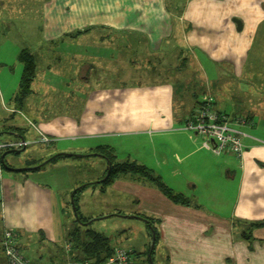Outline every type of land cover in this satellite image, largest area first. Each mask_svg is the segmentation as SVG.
<instances>
[{"label": "crops", "instance_id": "crops-1", "mask_svg": "<svg viewBox=\"0 0 264 264\" xmlns=\"http://www.w3.org/2000/svg\"><path fill=\"white\" fill-rule=\"evenodd\" d=\"M89 2L42 0L40 46L42 42L48 46L44 51L28 50L37 67L31 83L35 89L21 102L14 101L15 93L11 97L9 92V101L25 106L36 92L42 95L40 101L54 102L60 87L66 82L73 83L72 93L58 104L66 110L44 112L40 108L34 119L47 136L64 140L56 152L79 150L84 154L82 157L96 156L89 152L99 145L113 148L112 137L106 135L128 130L138 132L137 135L142 133L140 136L148 138L145 141L157 146L151 155L154 156L152 163L162 166L167 173H180L166 178L165 184L186 196L189 203L171 201L141 174L123 173L106 186L95 184L82 189L78 195L81 215H85L81 208L88 203V198L82 195L91 189L92 195L98 191L107 212L153 220L158 231L154 255L161 264H264V226H251L264 220V110H254L247 115L253 124L247 128L249 136L244 139L245 152L240 164L229 152L213 155L194 140V132L180 128L198 101L196 91L188 113H175L173 109L174 94L179 90V87L175 90V84H184L188 77L173 78V75L185 73L182 70L188 68V63L204 75L197 61L199 53L207 67L213 66L210 59L229 62L234 76L239 74L241 67L245 68L249 46L264 25V0H173L170 3L149 0L151 9L148 10L124 8L121 5L125 0H113L93 10ZM125 3L135 4L130 0ZM171 4L180 8L172 12ZM150 11L152 15L147 17ZM132 12L138 21L130 17ZM234 18L241 22L239 27ZM92 25L100 28L84 32V28ZM125 32L128 36L144 33L147 46L150 51L155 50V54L161 51L164 40L179 42L181 49L174 51V65L160 64L156 67L158 70L151 69L160 76L153 78L154 84L134 80V76H139L140 65H137L136 56L123 51L125 47H133L117 42V36H124ZM61 49L68 52V59L62 62L58 56L55 58V53ZM184 51L190 54L189 61L182 59ZM71 64L78 65L76 80H70L69 73L61 72L62 68L70 69ZM97 73L99 78H96ZM143 74L148 76V71L145 69ZM49 94L53 95L43 98ZM215 107L219 110L217 105ZM6 111L11 113L14 126L21 128L18 114L22 110L11 105ZM10 127L12 125L0 128V132L5 131L3 134L7 135H0V144L20 140L29 143L31 139L22 131L13 132L14 128ZM80 135L93 137L95 142L87 141L81 148L70 147L73 146L69 145L71 140ZM8 150L0 148L1 153ZM114 155L119 160L115 152ZM66 157L70 156L48 161L37 170L22 169L24 172L5 169L4 173L0 164V235L4 227L12 229L19 250L24 249L33 257V261L28 259L31 264L84 260L79 249L67 248L70 227H66L63 220V196L80 185L99 180L107 165L106 162L102 164L99 175L73 181L69 177V164L64 159L82 157ZM170 160L182 166L186 174L178 168L172 169ZM202 194L208 197L210 204L217 206L213 214L202 208ZM225 205L230 207L227 214L221 213ZM89 217L92 220L104 218L102 215ZM75 224L72 220L71 229L76 228ZM242 232L250 233V240L243 238ZM40 240L55 244V252H42ZM0 264H6L1 247Z\"/></svg>", "mask_w": 264, "mask_h": 264}, {"label": "rangeland", "instance_id": "rangeland-1", "mask_svg": "<svg viewBox=\"0 0 264 264\" xmlns=\"http://www.w3.org/2000/svg\"><path fill=\"white\" fill-rule=\"evenodd\" d=\"M110 1L113 0H90L89 3L93 10H99L104 7V5H108ZM130 1L135 4L127 5L125 3V0L124 4L121 6H123L124 8L131 7L134 10H148L150 8V5L148 4L149 0ZM165 1L167 3H170L173 0ZM41 3L42 0H5L3 3H0V128L2 126H14V121L12 120V117H10L11 113H8L6 111V107L10 108L11 105H14L22 110L20 114H18L19 120H21V122L19 121V123L20 125H22L20 130L24 133V136L27 139H31L27 145L17 148L21 149L17 153L4 151V164L14 167H34L42 163L44 160L48 159L54 153L61 154L60 152L57 153L56 151L58 150V146L61 147L64 140L58 139V137H55L53 139L50 136H47L34 122V119H36L37 117L36 114L40 112V108H42L44 112H51V110L53 109H55V111L66 110V108H63L62 104L59 108L58 104L62 102L64 97H68V95L72 93L71 90L74 89V87L72 86L73 83L68 84V82H66V84H63L64 87H60L61 90L59 91L54 102L49 100L40 101L42 95L41 93L36 92L29 97L31 99L26 103L25 106L20 105V107L18 103H10L9 101L8 94L10 92L12 97L13 94L17 91L21 77L22 64L18 60L19 51L21 49L29 50V48L32 51H44L48 46V44L44 45L43 42L42 46H40L41 40L39 36L41 29ZM169 8L173 12L174 10H178L180 6L171 4L169 5ZM108 14L111 15L112 13ZM150 15H152L151 11L147 14V17H150ZM131 16L136 18V14H134V12L130 13V17ZM138 20L139 19H137V21ZM96 28L100 27L97 25H92L84 28L83 30L85 32L94 30ZM260 31L255 37H253L251 46H249L246 56L247 62L245 64V68L242 69L241 67L239 74H236V76H234V68L232 69L233 66L229 62H217L207 57L213 62L214 68L211 65L207 67L204 63V57L200 53V60L197 59V61L199 63L200 69L204 71V75L200 70L191 68L189 63L188 68L182 70L185 73L173 75V78H183L188 76L185 79L184 84L183 82L175 84V90H177L178 87L179 90H177L176 94H174V112H181L184 113V115L188 113L192 104L194 103L193 97L196 98V96H193L195 95V91L197 92L198 100L196 101V103H198L204 95H210L213 97L215 105L218 106L219 110L224 111L228 114H240L243 116H247L249 115L248 113H254V110H264V25L262 28H260ZM128 35L129 34L126 32L124 33V36L118 35L117 42L121 45L129 44L133 47H125L123 48V51L124 54L136 56L137 65H140L138 67L139 76L137 78L134 76V80H138L142 84H154V82H152L153 78L155 77V79H157L160 78V76L156 74L155 70L151 72V69L158 70V68L156 67H159L160 64H162L163 66L168 64L174 65V51L177 48L181 49L179 48V42L176 39H173L170 43H168L169 41L164 40L161 43V51L155 54L156 51H150V46H147L144 33H135L131 36ZM57 56L62 62L64 59H68V52L65 49H61L55 53V58ZM182 59L189 61L191 59L190 54H188L187 51H184ZM19 64L21 67L19 66ZM38 65V72H40V64L38 63ZM78 65L80 64L78 63ZM78 65L71 64L70 69L64 70L62 68L61 72L64 74L69 73L70 77L72 78L70 80H76V76L78 75L77 70H79ZM145 69L148 71V76L146 77L143 74ZM94 73L95 71H93V74ZM96 78H99L98 73ZM39 88H42V86H40ZM39 88H36V90ZM32 89H35V85L33 84L31 86V93ZM203 91L205 93H203ZM52 95L53 94H49L43 98H50ZM196 103L194 104V106L196 105ZM40 115L42 116V114ZM180 128L187 131L189 130L185 127V123ZM247 128L249 127H244V130L245 133L249 134ZM137 134L138 132L136 131L128 130L125 132H116L106 135L112 137L110 141L111 143H113L112 149L114 150L115 154L118 155V161H136L138 164H142L148 170H150L151 174L159 176L161 181L165 182L166 184V178L170 179L173 176H178L180 174L177 171H174V173H167L162 166H156L154 163H152V158L154 159V156L152 157L151 155L153 154L157 146L153 143L145 141L148 140V138L140 136L142 135V133L139 135ZM2 135L4 137L7 136L5 134ZM193 135L197 138H194V140H198L202 145V138L195 134ZM94 140L95 139L93 137H84L80 135L73 138V140H71L72 142L69 145H73L70 146L72 148H81V144L87 143V141L95 142ZM55 147H57V149ZM72 148H70V150H72ZM82 151H84V149H82ZM66 152L81 154L79 150ZM216 156L221 155L217 154ZM71 157L73 158V156L66 158ZM59 158L56 157L55 160ZM64 160H67V164H69V177L73 181L78 179H81V181H85L84 179H88L92 176L101 174L102 164H104L105 162L104 158L94 155L90 157H82L81 159L73 158ZM170 163L172 165V169L178 168L182 173L186 174L187 171L182 166L176 165L172 160H170ZM5 169L8 170L9 168H7V166L5 167V165H2L1 171L6 173ZM21 171L24 172L25 170ZM204 175L207 176V173H205ZM171 189L175 193H178V191L174 190L173 188ZM72 191H68L67 194L63 196V207L65 210L63 220L66 224V227L70 228H73L72 220H74L73 207L71 204ZM203 191L207 192V189ZM97 192L98 191H96L95 195H92L91 189H88L85 193H83L82 196L88 198V203L81 209L85 213L86 216L83 213L85 217H95L96 215H102L104 218L92 220L87 225H80L81 230L91 228L93 230L100 231L109 237L111 245H117L126 250L132 249L133 251H136V254H132L133 258L131 260V264H152L148 258L147 253L151 245V230L146 226L147 223L142 218H133L126 216L127 214L118 215L116 213L107 212L108 208L103 205L101 199L102 197H100V195H97ZM200 199L202 201V208L213 214L217 206L210 204L208 202V197H206L205 194H202ZM121 209L124 210V208ZM228 209L230 210V207L225 205L223 208H221V213L227 214ZM220 215L222 217L223 214ZM39 243L41 245L42 252H47L49 250L55 252V244H52L45 240H40ZM21 252L26 257H28V259L33 261V257L24 249H21ZM152 261L153 264H161V261L154 254Z\"/></svg>", "mask_w": 264, "mask_h": 264}, {"label": "trees", "instance_id": "trees-1", "mask_svg": "<svg viewBox=\"0 0 264 264\" xmlns=\"http://www.w3.org/2000/svg\"><path fill=\"white\" fill-rule=\"evenodd\" d=\"M18 60L22 64V72H21V77H20V81L18 84V89L14 94V101L21 102L31 93V82L35 76L36 66H35V60H34L33 55L27 49L20 50L18 54ZM14 114L16 113L13 112V115ZM10 128H14L13 132H15V130L21 129L15 126L10 127ZM3 133H6V132L5 131L0 132V135ZM19 150L21 149H17L15 153H17ZM89 153L95 154L96 156H101L102 158L105 159L107 166L101 178L104 177L107 171L109 173H108V176L102 181H99L101 179L99 178V180L97 181L87 182L83 184L81 187L75 188V192L73 193V206L75 207L76 215L73 212V216H74V221L76 223L75 226L76 225L77 226L74 229L70 228L68 230L66 239L68 240L67 243L70 245V247L68 248L72 247V248L79 249L84 254V260L65 262V264H81L84 262H88V264H103V262L107 259V257L111 255V253L113 252L114 247H112L108 236H106L100 231H96L91 228H86V229L83 228L84 230H81L80 225H87L92 221V218L84 217L81 215L80 210H79V205H78V195L82 193V189H84L85 187H88L89 185L96 186L100 184V185L106 186L110 184L116 176H118L119 174H123V173H131V174H137V175L141 174L147 177L151 181V183L154 186H156L171 201L175 203H180V204L189 203V200L186 196L182 195L181 193H175L169 186L165 184V182L161 181L159 176H155L151 174L150 170H148L144 165L138 164L136 161L130 162V160H124V161L116 160L114 151L111 147L107 145H99L91 149V152ZM2 154L3 153L0 152V157ZM65 156L75 157L74 155L58 153V154L52 155L48 161L51 162V161H54L56 157L59 158V157H65ZM2 162L4 163V160ZM43 165L33 168V169H27V170H37V169H40ZM145 218H147L149 222V224H147V227L148 228L152 227L155 232L154 247L151 251L150 249H148L147 251L148 258H150L151 263L153 264L152 260H153V254L155 252V246L158 241V231H157L156 226H154L153 224V220L149 217H145ZM251 226L252 227L264 226V220L259 221V222H254L251 224ZM2 232H1L0 237L2 236ZM13 233L16 236L14 231ZM241 236L243 238H246L247 240H250V233L242 232ZM130 253L133 254V252L131 251Z\"/></svg>", "mask_w": 264, "mask_h": 264}, {"label": "built area", "instance_id": "built-area-1", "mask_svg": "<svg viewBox=\"0 0 264 264\" xmlns=\"http://www.w3.org/2000/svg\"><path fill=\"white\" fill-rule=\"evenodd\" d=\"M251 124L253 120L249 116L232 115L216 109L214 99L210 95H204L185 120V127L202 138V146L205 149L216 155L223 151H230L239 158L242 157L245 149L244 139L249 136L245 133L244 127H249ZM27 143L24 140L10 141L1 143L0 148L17 149ZM238 161L242 164V161ZM16 241L12 229L3 228L0 246L6 256V264H31L28 258L20 252ZM68 247H70L69 244H67ZM131 260L130 250L116 246L103 264H131ZM81 264H88V262Z\"/></svg>", "mask_w": 264, "mask_h": 264}, {"label": "water", "instance_id": "water-1", "mask_svg": "<svg viewBox=\"0 0 264 264\" xmlns=\"http://www.w3.org/2000/svg\"><path fill=\"white\" fill-rule=\"evenodd\" d=\"M234 21L237 23V26L239 27L240 25H241V22L237 19V18H234ZM21 139H23V136H21V135H18ZM16 150L17 149H15V148H13V149H10L9 151L10 152H16ZM20 151V150H19ZM18 151V152H19ZM61 154H68V155H74V156H77V157H80V156H83L84 154H75V153H67V152H60ZM50 159V157L48 158V159H46V160H44L42 163H40V164H38V165H36V166H34V167H14V166H9V165H7L6 164V166H7V168H9V169H11V170H22V169H33V168H36V167H39V166H41V165H43V164H45V163H47L48 162V160ZM1 161H3V154L1 155ZM107 163H108V161H107ZM108 171L106 172V174L104 175V177L103 178H101L99 181H102L103 179H105L107 176H108ZM82 185H80V186H78V187H81ZM75 192V189L72 191V193H71V204H72V207H73V212H74V214L76 215V212H75V207L73 206V193ZM136 217H138V218H142L147 224H149V222H148V219L147 218H145V217H141V216H136ZM150 226V225H149ZM150 228V232H151V245H150V251L153 249V247H154V243H155V232H154V230H153V228L152 227H149ZM149 260H150V258H149ZM151 261V260H150Z\"/></svg>", "mask_w": 264, "mask_h": 264}, {"label": "bare ground", "instance_id": "bare-ground-1", "mask_svg": "<svg viewBox=\"0 0 264 264\" xmlns=\"http://www.w3.org/2000/svg\"><path fill=\"white\" fill-rule=\"evenodd\" d=\"M198 103H196V105H197ZM212 143H214V141H212ZM224 152H229V153H231V154H233L232 152H230V151H223V152H221L220 154H222V153H224ZM244 152H245V150H243V153H242V157L241 158H239V157H237L235 154H233L235 157H236V159L237 160H240V161H243V158H244ZM1 163V165H5V167H6V164H4L2 161H0Z\"/></svg>", "mask_w": 264, "mask_h": 264}, {"label": "flooded vegetation", "instance_id": "flooded-vegetation-1", "mask_svg": "<svg viewBox=\"0 0 264 264\" xmlns=\"http://www.w3.org/2000/svg\"><path fill=\"white\" fill-rule=\"evenodd\" d=\"M4 151H2V153H3Z\"/></svg>", "mask_w": 264, "mask_h": 264}]
</instances>
